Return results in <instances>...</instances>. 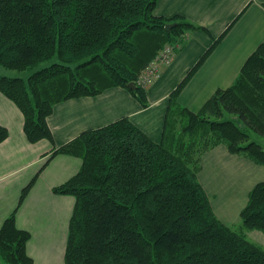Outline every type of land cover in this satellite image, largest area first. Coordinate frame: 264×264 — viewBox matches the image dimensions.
<instances>
[{
    "label": "trees",
    "instance_id": "trees-1",
    "mask_svg": "<svg viewBox=\"0 0 264 264\" xmlns=\"http://www.w3.org/2000/svg\"><path fill=\"white\" fill-rule=\"evenodd\" d=\"M158 1L0 0V92L21 111L30 143H54L48 118L68 100L124 88L148 107L142 73L167 46L178 52L189 32H207L183 16H157ZM227 32L170 95L160 142L125 117L53 150L52 157L82 160L79 172L54 188L75 199L65 264H264V248L244 234L264 233V181L250 191L237 232L215 215L199 180L204 155L218 146L264 167V146L252 141V134L264 140V41L200 111L179 101ZM8 136L0 124V144ZM30 240L14 212L0 229V264H35Z\"/></svg>",
    "mask_w": 264,
    "mask_h": 264
},
{
    "label": "crops",
    "instance_id": "crops-1",
    "mask_svg": "<svg viewBox=\"0 0 264 264\" xmlns=\"http://www.w3.org/2000/svg\"><path fill=\"white\" fill-rule=\"evenodd\" d=\"M155 14L169 19L183 16L207 32L198 29L187 34L170 64L162 66L158 78L148 86L147 108H143L124 88H112L95 97L68 100L57 104L48 118L54 143L43 140L32 144L24 133L21 111L0 92V124L9 132L7 140L0 144V229L15 212L18 228L31 234L27 250L35 264H65L75 199L55 194L54 188L75 176L82 166V160L74 156L58 154L52 157L55 148L66 145L87 130L125 117L153 141L160 142L170 95L216 39L228 30L179 97L180 104L193 112L200 111L217 90L230 87L247 59L264 41V0H159ZM216 159V167L210 170L211 162ZM230 163L241 167L244 164L249 176L264 178L262 166L255 167L256 164L252 165L243 156L231 154L225 146H218L204 155L199 180L215 215L227 226L234 225L235 219L240 218L249 193L257 184H247L243 188L242 204L237 206L234 201L228 212V208L224 210L222 203L213 199L219 195L217 189H225L211 188L210 183L218 171L228 177L233 176L234 173L228 171V168L235 169ZM34 179L27 196L20 203L23 190ZM222 193V199L226 201L227 193ZM229 201L230 196L226 202ZM257 238L262 240L264 235Z\"/></svg>",
    "mask_w": 264,
    "mask_h": 264
},
{
    "label": "rangeland",
    "instance_id": "rangeland-1",
    "mask_svg": "<svg viewBox=\"0 0 264 264\" xmlns=\"http://www.w3.org/2000/svg\"><path fill=\"white\" fill-rule=\"evenodd\" d=\"M57 61V59L55 58L53 61H50V62H47V63H44L40 68H43L45 66H49L50 64H52L53 62ZM6 73H12V74H20V72H16V71H10V70H5ZM32 71H27L26 73L22 74L25 76V77H28L29 74H31ZM234 119V118H232ZM238 123H239V120L236 118L235 119ZM243 128H245L244 125H242ZM252 141H255L259 144H262L264 146V140L258 136H256L255 134H252ZM203 160V159H202ZM218 162V159H216L215 161H212L211 164H210V170H213L214 167H216L215 163ZM243 163V162H242ZM252 165H255L252 161H251ZM209 166V164H207ZM230 165H234V168L235 169H229L228 168V171L234 175L231 176V177H228V175H225V174H222L221 171H218L216 173V176L213 181H211V188H221V189H225V191H220L219 189L218 190V197H214L216 199H213L215 200V202H219L222 203V205L224 206V210L227 209V212L229 211L231 205L233 204V202L235 201L236 202V205L239 206L240 204H242V193H244V190L243 188L248 184L250 185L251 183L252 184H256L258 182H260L261 180H264L263 177H260V176H249V171L247 169L246 166H244V164H242V167L239 165H235L233 163H230ZM255 167H260V166H256ZM208 168V167H207ZM262 169H264L263 167H260ZM220 169V168H219ZM263 178V179H262ZM240 185V188L238 189V186ZM222 192H225L227 193L226 196H225V199L226 201H228L229 199V196L231 198V201L229 202H226L225 200H223L222 198L224 197L223 193ZM215 192H212V194H214ZM216 194V193H215ZM245 194V193H244ZM217 195V194H216ZM231 227L232 229H234L235 231L237 232H241L242 231V221L241 219H235V222H234V225L232 226H229ZM244 234L246 236V238L248 240H250L251 242L253 243H256L260 246H262L264 244V239H258L257 237H259V235H264V233L260 232V231H244ZM67 242V241H66Z\"/></svg>",
    "mask_w": 264,
    "mask_h": 264
},
{
    "label": "built area",
    "instance_id": "built-area-1",
    "mask_svg": "<svg viewBox=\"0 0 264 264\" xmlns=\"http://www.w3.org/2000/svg\"><path fill=\"white\" fill-rule=\"evenodd\" d=\"M174 57V49L170 46L157 56L155 61L142 73L140 84L144 87L150 86L160 74L161 67L170 64Z\"/></svg>",
    "mask_w": 264,
    "mask_h": 264
},
{
    "label": "water",
    "instance_id": "water-1",
    "mask_svg": "<svg viewBox=\"0 0 264 264\" xmlns=\"http://www.w3.org/2000/svg\"><path fill=\"white\" fill-rule=\"evenodd\" d=\"M175 26H176V24H170V25H167V26H166V31H167L168 33H171L172 29H173ZM129 87L132 88V89L135 88L134 84H130Z\"/></svg>",
    "mask_w": 264,
    "mask_h": 264
}]
</instances>
